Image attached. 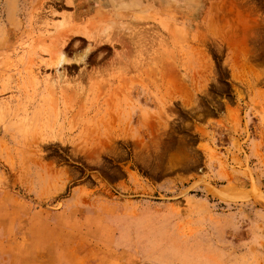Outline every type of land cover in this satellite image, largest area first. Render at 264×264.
<instances>
[{
    "label": "rangeland",
    "instance_id": "1",
    "mask_svg": "<svg viewBox=\"0 0 264 264\" xmlns=\"http://www.w3.org/2000/svg\"><path fill=\"white\" fill-rule=\"evenodd\" d=\"M81 1L0 0V264H264V0L112 10L59 80Z\"/></svg>",
    "mask_w": 264,
    "mask_h": 264
},
{
    "label": "bare ground",
    "instance_id": "2",
    "mask_svg": "<svg viewBox=\"0 0 264 264\" xmlns=\"http://www.w3.org/2000/svg\"><path fill=\"white\" fill-rule=\"evenodd\" d=\"M91 1L93 2L92 3L90 2L88 6H86L88 4L87 3L88 1L84 2V0H82L79 4H76V12L73 14V17H71V19L74 21V25L73 27H71V29L69 30L64 29L63 27H61V23H57V25L54 24V26L48 27L51 23L49 19H46L44 25L41 28L42 30L39 35V41L47 44L49 48L47 51L50 54V58L42 62L44 63L45 66L55 68L56 70L55 77L59 78V80L60 79L67 80L68 74L66 72V68H64L66 64L71 65L72 63H74V61L76 62L80 61V59L79 58L76 59L75 56L73 59L68 57L67 55L68 51H66L67 49L66 45L71 35L76 33L83 34V36H85L89 41L94 42L95 45L103 41L110 42L109 43L110 45H114L113 39L111 38L102 39L100 37L101 35L100 33L109 31V25H107V22H112L111 18H109V15L112 14L111 13L112 10L119 12V14L125 17V16H129V14L133 15V12L138 9L140 10V14L137 15L136 16L137 19L136 17L135 19L144 20L147 19V12L149 6L151 5V0H91ZM90 12L91 13L95 12L94 15L97 16H90L89 15ZM49 14L51 16L55 15L56 10L53 7L50 8L49 11H47L46 16H48ZM113 21L115 22V20ZM90 46L91 45L88 46L89 49ZM83 55L84 56L81 58V60L84 62L86 61L87 57L86 54ZM51 80H53L52 76H51Z\"/></svg>",
    "mask_w": 264,
    "mask_h": 264
},
{
    "label": "crops",
    "instance_id": "3",
    "mask_svg": "<svg viewBox=\"0 0 264 264\" xmlns=\"http://www.w3.org/2000/svg\"><path fill=\"white\" fill-rule=\"evenodd\" d=\"M85 1H86V2L88 1V2H87L88 4L86 5V6H88V5L90 4V0H84V2H85Z\"/></svg>",
    "mask_w": 264,
    "mask_h": 264
},
{
    "label": "flooded vegetation",
    "instance_id": "4",
    "mask_svg": "<svg viewBox=\"0 0 264 264\" xmlns=\"http://www.w3.org/2000/svg\"><path fill=\"white\" fill-rule=\"evenodd\" d=\"M106 53H107V51H105ZM100 53V52H99ZM100 57L98 56L97 58H95V59H99ZM94 59V58H93Z\"/></svg>",
    "mask_w": 264,
    "mask_h": 264
}]
</instances>
